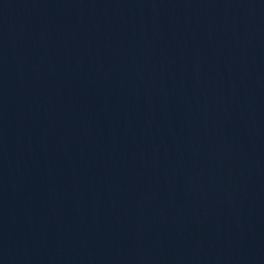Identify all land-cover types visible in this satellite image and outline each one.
I'll use <instances>...</instances> for the list:
<instances>
[{
    "label": "water",
    "instance_id": "water-1",
    "mask_svg": "<svg viewBox=\"0 0 264 264\" xmlns=\"http://www.w3.org/2000/svg\"><path fill=\"white\" fill-rule=\"evenodd\" d=\"M0 264H264V0H0Z\"/></svg>",
    "mask_w": 264,
    "mask_h": 264
}]
</instances>
